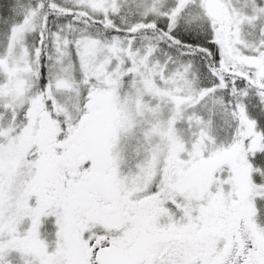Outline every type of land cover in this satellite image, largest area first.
I'll return each mask as SVG.
<instances>
[{"label": "snow or ice", "instance_id": "snow-or-ice-1", "mask_svg": "<svg viewBox=\"0 0 264 264\" xmlns=\"http://www.w3.org/2000/svg\"><path fill=\"white\" fill-rule=\"evenodd\" d=\"M0 264H264V0H0Z\"/></svg>", "mask_w": 264, "mask_h": 264}]
</instances>
